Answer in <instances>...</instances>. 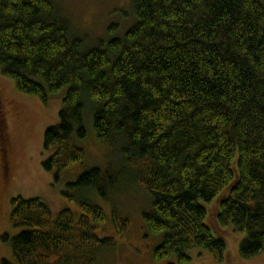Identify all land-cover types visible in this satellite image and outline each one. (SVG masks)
Returning <instances> with one entry per match:
<instances>
[{
	"label": "trees",
	"instance_id": "1",
	"mask_svg": "<svg viewBox=\"0 0 264 264\" xmlns=\"http://www.w3.org/2000/svg\"><path fill=\"white\" fill-rule=\"evenodd\" d=\"M57 1L0 0L1 75L44 105L67 90L60 124L45 134L54 150L45 170L85 161L75 136L86 137L90 116L100 143L120 151L151 197L144 223L162 237L156 262L190 264L198 249L227 263L231 230L245 233L242 258L263 255L264 0H132V27L92 48ZM114 182L93 169L71 186L77 192L64 196L79 218L14 198L11 221L26 231L0 264H101L114 245L98 235L107 217L78 190L105 196ZM112 222L118 237L129 231L117 209Z\"/></svg>",
	"mask_w": 264,
	"mask_h": 264
},
{
	"label": "rangeland",
	"instance_id": "2",
	"mask_svg": "<svg viewBox=\"0 0 264 264\" xmlns=\"http://www.w3.org/2000/svg\"><path fill=\"white\" fill-rule=\"evenodd\" d=\"M132 0H58L57 4L72 21L73 30L94 47L100 41L121 38L132 27ZM67 90L49 97L48 104L34 96L21 94L13 81L0 73V263L12 259L11 240L26 231L11 221L12 200L41 199L56 217L64 210L81 216L78 205L64 196L85 173L99 169L115 178V185L102 196L96 189L78 190L80 196L101 207L107 217L105 228L99 232L102 240H112L113 247L99 254L101 264H176V257L156 262L154 254L162 237L148 235L144 214L148 211L150 195L135 182V173L128 170L120 151L100 143L92 118L85 120L86 137L75 142L86 152L83 163L64 172H47L44 164L53 151L44 148L45 134L60 124V113ZM4 139L7 141L4 142ZM9 165L8 181L3 179L5 165ZM10 168V170H9ZM77 194V193H76ZM209 209L212 204H203ZM130 220L129 231L118 237L113 226V210ZM9 238L4 241L3 238ZM245 233L231 230L230 259L224 264H264V254L254 259L240 256V243ZM190 264H219L212 254L198 249L189 253Z\"/></svg>",
	"mask_w": 264,
	"mask_h": 264
},
{
	"label": "flooded vegetation",
	"instance_id": "3",
	"mask_svg": "<svg viewBox=\"0 0 264 264\" xmlns=\"http://www.w3.org/2000/svg\"><path fill=\"white\" fill-rule=\"evenodd\" d=\"M5 176H7V172L5 173V170L3 172V179L5 178Z\"/></svg>",
	"mask_w": 264,
	"mask_h": 264
}]
</instances>
